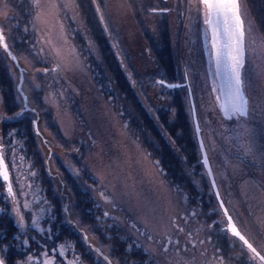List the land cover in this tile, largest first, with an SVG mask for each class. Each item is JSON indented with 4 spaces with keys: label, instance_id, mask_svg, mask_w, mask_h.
Returning <instances> with one entry per match:
<instances>
[{
    "label": "rangeland",
    "instance_id": "1",
    "mask_svg": "<svg viewBox=\"0 0 264 264\" xmlns=\"http://www.w3.org/2000/svg\"><path fill=\"white\" fill-rule=\"evenodd\" d=\"M11 1L0 0V24L8 48L18 51H13L17 66L5 60L3 49L0 55L12 78L14 102L19 100L22 110V95L25 97L30 111L23 114L34 118L36 136L32 126L31 134L54 173L53 189L62 201L60 211L64 218L66 213L69 222L72 214L76 228L93 243L87 251L96 256L95 260L104 261L108 249L100 246L90 227L81 225L75 211V188L67 175L79 192L80 188L89 190L106 219L126 231L158 264H221L205 252L197 257L186 245L185 229L180 231L185 201L165 177L149 144L140 143L123 121L121 102L126 110L132 106L123 96L118 101L115 95L118 90L109 77V68L115 70L117 64L131 83L136 99L152 117H156V110L171 105L174 94L179 96L196 140L189 86L200 140L220 201L240 233L264 256V27L253 17L251 0H239L246 42L242 78L248 100L249 133L240 131L238 120L221 117L200 0H90L94 16L86 15L77 0H25L28 10L24 21L19 20ZM98 31L106 36L108 57L113 55L114 59L102 54L95 36ZM24 32L31 33V40L22 38ZM41 63L46 67L37 68ZM165 75L174 76L183 87L161 86V81L171 83ZM2 95L0 88V154L9 173L11 191L0 182V192L8 209L5 218H12L17 234L28 241L30 228L43 231L39 221L46 217L37 208L41 202L37 201L34 187L21 180L22 164L12 149L9 130L6 132L3 126L8 117L4 115ZM23 138L27 148L29 138ZM245 148L250 149L247 155ZM197 151L200 162L198 144ZM200 165L208 180L202 162ZM31 201L38 216L33 214ZM215 201L219 212L216 222L229 236L226 217ZM26 215L31 223L26 221ZM3 217L0 213V221ZM51 219L46 220L44 229L49 230ZM2 236L7 240L11 236L0 232V258L4 264H52V258L48 259L45 252L38 253L34 243L24 251V258L22 254L16 256L14 249L5 246ZM169 239L173 243H167ZM248 258L257 264L255 257Z\"/></svg>",
    "mask_w": 264,
    "mask_h": 264
},
{
    "label": "trees",
    "instance_id": "2",
    "mask_svg": "<svg viewBox=\"0 0 264 264\" xmlns=\"http://www.w3.org/2000/svg\"><path fill=\"white\" fill-rule=\"evenodd\" d=\"M11 2L16 8L15 11L19 20L24 21L26 10H28L24 7L26 6L25 0L22 2L12 0ZM77 2L79 6L82 5L86 15L88 13V15L94 16L92 15L93 9L90 0H77ZM251 2L255 20L264 27V1L251 0ZM80 11L83 14L81 9ZM21 35L24 40H29L31 37L30 32H24ZM95 36L99 40V47H101L102 54L104 52L105 58L114 59L113 55L108 57L109 47L106 36L100 31L95 32ZM166 50L167 55H169L168 46H166ZM13 51L18 54L16 49L13 48ZM161 61L163 63V58ZM45 67L46 65L43 63L37 66L39 69ZM109 70V77L112 76L116 82L117 89L115 90H118V93L115 95L117 99L119 96H123L132 106L130 111L126 110L125 104L121 102L120 113L127 128L144 146L149 144L152 155L154 158L156 157L165 177L175 186L185 201L186 212H182L180 217L184 218V222H181V228L185 229L186 245L197 257L205 252L209 256H215L221 264H252L248 256L252 258L254 256L247 249L241 247V243L237 239L234 240L233 237L223 234L224 226L221 228L222 224L216 222V218L219 216L217 215L216 198L213 192L209 191L211 184L203 177L198 160L197 142L193 138L182 99L174 94L171 105L156 110V117H152L136 99L133 89L130 87L131 83L122 74L119 64L116 65L115 70L112 68ZM165 77L169 82L176 83L174 76L165 75ZM11 79L8 67L0 55V88L5 96L3 106H1L5 111L4 115L8 117L4 120L3 126L7 128L6 132L9 130L12 149L16 151L18 163L22 164L21 180L28 181L34 187L36 197L38 196L37 201L41 202L40 204L37 203V208H40L39 211L45 215L46 220L51 219V217L53 220L51 219L49 222V230L44 229L47 226L46 220H40L38 227L41 226L43 231H39L37 227L33 226L28 232L30 236L26 241L17 234L18 230L13 227L14 225H11L12 218H5L8 209L6 204H3L5 199H2L4 195L0 192V205H3L0 213L4 215L3 220L0 221V232L3 230L4 233L11 236L9 240L2 236L5 246L7 244L14 249V252L16 251V256L22 254L20 256L24 258L26 255L24 251L28 250L29 245L34 243L38 253L45 252L49 257L48 259L52 258V264H109V262L110 264H158L152 259L149 252H144L142 247L128 236L126 231L106 219L102 207L96 204L88 192L89 190L80 188L79 192L74 180L67 175L68 180H71V187L74 186L75 188L74 194L76 193L77 200V210L75 209V211L78 213L79 221L84 227L91 228L100 246L107 247L108 256L106 255V257L108 260L101 261L99 258V260H95L96 256L87 251L89 250L88 246L93 245V243L85 238L84 232L76 228L75 222L72 220L73 217L71 218L72 214L69 216V222L66 213L64 218L60 211L62 201L59 200L60 194L53 189L54 173L50 167H45V159L42 158V153L34 143L35 137L31 134L32 117L18 116L21 107L17 103L18 100L14 102ZM118 101L121 100L118 99ZM33 130L34 127L32 126ZM24 135L29 138L27 148L22 143ZM152 140L154 144L151 142ZM78 167L79 165L75 167L77 171ZM58 181L60 184V180ZM30 185L25 182L27 189H30ZM42 200L47 203H43ZM30 203L31 209L35 210L33 214L38 216L39 213L36 212L37 208L34 206V202L31 201ZM26 221L31 223L28 216ZM213 224L215 226L211 227ZM215 229L216 231H214ZM51 244L54 249L51 248ZM59 247L63 248L59 250ZM93 247L96 248L95 245ZM64 248L69 255H66ZM256 259L255 263L260 264L258 258Z\"/></svg>",
    "mask_w": 264,
    "mask_h": 264
},
{
    "label": "snow or ice",
    "instance_id": "3",
    "mask_svg": "<svg viewBox=\"0 0 264 264\" xmlns=\"http://www.w3.org/2000/svg\"><path fill=\"white\" fill-rule=\"evenodd\" d=\"M200 3L203 6V22L211 31V47L215 50L214 59L217 71L226 77L224 95L222 98L218 97V99H222L220 107L223 109V113L228 119H235L240 122L239 127L242 133H249L250 130L246 127L248 100L245 95L244 80L242 78L245 31L240 15L239 0H200ZM197 11L200 12L201 9H197ZM101 19H103V17H101ZM0 44L7 49L8 46L4 43L2 34H0ZM13 59H15V57H13ZM160 83L163 85V81ZM164 86L168 88L180 87V85L176 84H167ZM249 151V148H245L246 155ZM203 164H208L206 156L203 159ZM210 173L211 169L209 168V174ZM0 179L4 181L9 179L2 154H0ZM212 184L214 187V180ZM9 190L11 191V189ZM216 194L217 196L219 195L218 192ZM221 206H223L222 201ZM224 211L227 215V209H224ZM228 221L230 222L229 227L232 233L242 240L260 260H264V256H260L252 244L241 235L235 224L231 223V216H228ZM177 227H179V225H177ZM180 231H183V229L180 228ZM167 243H173V241L169 239ZM165 251H167L166 248ZM103 259L105 261L108 260L106 256L103 257ZM0 264H3L2 260H0Z\"/></svg>",
    "mask_w": 264,
    "mask_h": 264
},
{
    "label": "water",
    "instance_id": "4",
    "mask_svg": "<svg viewBox=\"0 0 264 264\" xmlns=\"http://www.w3.org/2000/svg\"><path fill=\"white\" fill-rule=\"evenodd\" d=\"M206 27H207V31H208V34H209V40H208V42H209V46H210V53H211V65H212V70H213V74L215 75V81H216V85H218V97H220V98H222L223 97V95H224V86H225V84H226V77L223 75V74H220V73H218V71H217V68H216V64H215V59H214V49L211 47V31H210V29L208 28V26L206 25ZM0 34H2L3 35V33H2V30H1V24H0ZM3 37H4V35H3ZM4 43H6V41L4 40ZM0 49L2 50L3 49V51L6 53L5 54V60L6 61H8V60H10L12 63H14V66L16 67L17 66V62H16V59H13V57L15 56V54H14V52L10 49V48H8L7 47V49H5L4 47H3V45L2 44H0ZM245 63V62H244ZM161 84V83H160ZM168 83H166V82H164L163 81V85L161 84V86H163V87H165L164 85H167ZM174 84V83H173ZM176 84V83H175ZM22 85H23V83H22V81H21V86H20V88H19V91L21 92V88H22V90H23V87H22ZM176 85H179V84H176ZM180 86H182V85H180ZM166 88H168V87H166ZM175 88H179V87H175ZM168 89H173V88H168ZM15 94H16V91H15ZM191 94H190V91L188 90V97H189V100H190V106H191V108H192V119H193V125H194V130H195V134H196V140H197V142H198V147H199V151L201 152V162H202V164H203V159H204V157L206 156V153H205V151H204V149H203V144H202V140H200V129L198 128V125H197V119H195V112H194V108H193V103H192V97L190 96ZM19 101V100H18ZM25 97L22 95V103H23V109L21 110V112L20 113H18V116H22V115H24L23 114V111H27V112H29L30 111V109H29V107H28V105H25ZM221 103H222V99H218V101H217V105H218V107H219V109H220V113H221V117H223L225 120H229L225 115H224V113H223V109L220 107V105H221ZM32 114V113H31ZM34 115H35V113H33ZM36 116V115H35ZM34 117V116H33ZM32 119H34V118H32ZM32 126L34 127V129H35V126H34V123H33V121H32ZM34 131V130H33ZM34 134H35V132H34ZM35 136H36V134H35ZM4 163H5V161H4ZM5 165H6V163H5ZM45 167L47 168V167H50V163L48 162V161H46L45 160ZM203 168H204V170H205V173H207V176H208V179H209V183H211V186H212V190H213V194H215V196H216V200L218 201V205H220V207H221V210H222V214H224L225 215V217H226V221H227V224H226V226H227V231H228V233H229V235L231 236V237H236L233 233H232V231H231V228L229 227V221H228V214L226 215L225 214V211H224V205L223 206H221V201H220V198H219V195L217 196V188H216V185L213 187V184H212V181H213V176H212V172L209 174V168H210V166H209V162H208V164L207 165H204L203 164ZM7 169V168H6ZM8 172V171H7ZM8 175H9V173H8ZM0 181L1 182H5V184H6V189L8 190V191H10L9 189H10V182H9V179L8 180H6V181H4V180H2V179H0ZM231 223L232 224H234L233 223V221H232V219H231ZM237 227V226H236ZM238 229V228H237ZM242 235V234H241ZM242 244H243V246L244 247H247V245H245L244 244V242L242 241V240H240L238 237H236ZM245 239H246V237H244ZM247 240V239H246ZM248 248V247H247ZM249 249V248H248ZM250 251H251V249H249ZM252 252V251H251ZM253 253V252H252ZM253 255L255 256V257H257L256 255H255V253H253ZM259 258V257H258ZM259 260H260V258H259ZM262 263H264V260H260Z\"/></svg>",
    "mask_w": 264,
    "mask_h": 264
},
{
    "label": "flooded vegetation",
    "instance_id": "5",
    "mask_svg": "<svg viewBox=\"0 0 264 264\" xmlns=\"http://www.w3.org/2000/svg\"><path fill=\"white\" fill-rule=\"evenodd\" d=\"M253 13H254V12H253ZM253 13H252V14H253ZM261 14H262V13H261ZM262 15H263V14H262ZM253 17H255V13L253 14ZM245 43H246V42H245V40H244V47H245ZM213 79H214V75H213ZM17 103H18V102H17ZM19 109H20V108H19ZM233 239L235 240V239H237V238H236V237H235V238L233 237ZM253 247H254V246H253ZM246 249H247V248H245V250H246ZM247 250H248V249H247ZM248 251H249V250H248ZM257 252H258V251H257ZM249 253H251V252L249 251ZM258 253H259V252H258ZM251 255L254 256L252 253H251ZM260 256H261V255H260ZM254 257H255V256H254ZM259 261H260V260H259ZM260 264H264V263H262V262L260 261Z\"/></svg>",
    "mask_w": 264,
    "mask_h": 264
}]
</instances>
